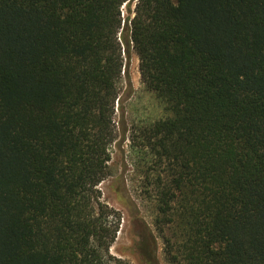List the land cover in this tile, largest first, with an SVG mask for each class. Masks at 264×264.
Segmentation results:
<instances>
[{
    "label": "trees",
    "instance_id": "16d2710c",
    "mask_svg": "<svg viewBox=\"0 0 264 264\" xmlns=\"http://www.w3.org/2000/svg\"><path fill=\"white\" fill-rule=\"evenodd\" d=\"M129 1L0 0V264H132L98 189L131 51L170 263L264 264V0Z\"/></svg>",
    "mask_w": 264,
    "mask_h": 264
},
{
    "label": "rangeland",
    "instance_id": "374dc122",
    "mask_svg": "<svg viewBox=\"0 0 264 264\" xmlns=\"http://www.w3.org/2000/svg\"><path fill=\"white\" fill-rule=\"evenodd\" d=\"M130 0L123 6V16L130 17ZM134 8V6H133ZM129 80L124 82L122 99L116 104V140L110 147V176L98 189L101 201L116 212L119 231L111 249L132 264H171L174 253L165 247L161 232L155 226L157 206L153 187L147 185L145 171L132 145V134L138 127L150 125L166 116L164 106L141 83L138 58L131 51L128 59ZM156 240V250L152 239ZM149 244L141 253L139 245ZM156 254L157 259H155Z\"/></svg>",
    "mask_w": 264,
    "mask_h": 264
}]
</instances>
